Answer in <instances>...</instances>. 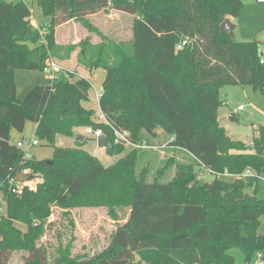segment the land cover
I'll list each match as a JSON object with an SVG mask.
<instances>
[{
  "label": "trees",
  "instance_id": "obj_1",
  "mask_svg": "<svg viewBox=\"0 0 264 264\" xmlns=\"http://www.w3.org/2000/svg\"><path fill=\"white\" fill-rule=\"evenodd\" d=\"M38 5L50 18L41 27L33 24L32 9L23 0H0V194L7 207V214L0 215L5 237L0 264L10 262L13 248L7 235L13 233L14 249L29 253L27 264H49L45 247L37 243L51 208L75 204L128 206L131 218L116 229L103 252L73 258L60 250L59 264H235L232 245L242 248L246 262L264 252L258 230L264 179L219 176L248 168L264 174V125H254L250 146L231 137L219 122L223 86L264 91V43L241 41L221 30L226 18L241 14L244 0H38ZM111 10L134 15V39L105 40L89 19ZM71 20L99 32L103 43L58 44L57 28ZM79 45L87 51L81 63L107 70L100 107L109 123L96 122V110L84 106L92 83L75 70L66 69L49 84L18 96L17 69L44 71L51 58L66 59ZM28 120L36 123L38 140L54 148L52 157L26 158V150L12 143L13 129L24 132ZM79 126L102 129L112 145L110 155L126 149L115 142L116 129L129 131L137 144L155 145L142 132L156 136L161 126L173 138L164 150L186 157L177 162L182 185L175 190L172 183L148 180L147 168L138 172L143 157L155 155L147 152H161V147L130 148L106 166L84 142L56 144L58 134L72 135ZM196 167L208 169L215 179L201 180ZM25 170L31 171L29 180L41 176L42 181L35 190L24 185L15 192L12 179ZM192 179L202 181L197 199L188 188ZM207 195L219 201L212 205L204 200Z\"/></svg>",
  "mask_w": 264,
  "mask_h": 264
},
{
  "label": "rangeland",
  "instance_id": "obj_2",
  "mask_svg": "<svg viewBox=\"0 0 264 264\" xmlns=\"http://www.w3.org/2000/svg\"><path fill=\"white\" fill-rule=\"evenodd\" d=\"M25 2L34 11L32 18H34L35 23L38 25L37 27L49 23L50 18L43 13L37 4V0H25ZM230 19L236 25L235 37L238 40H258L264 43V3L258 0H244L241 14ZM123 25L125 26V31H123L124 39H130V20H125ZM81 37L84 38V36ZM16 74L18 96L20 98H24L27 95L30 87L49 84L52 80V76L44 71L17 69ZM28 75H34L36 79L32 78L33 81L30 83ZM221 97L225 102L221 106V124L227 129L231 137L251 146L255 131L254 125H264V91L254 89L250 85L229 84L222 87ZM240 106L243 107L242 110L239 109ZM229 113H234L236 117L231 119L228 117ZM93 119L96 122H100L97 116ZM88 127L92 126L73 127L72 135L58 134L56 144L64 147L75 146L77 144L75 133L79 131L87 134L85 130ZM157 129L160 130V133L158 131L159 134L157 133L156 136L148 135L146 132H142V134L147 136L153 144L160 145L161 148L159 150L161 152H147V154L155 153V155L152 157L144 156V163L141 164V171L139 170L138 172H143V168H147L150 171L144 173H148V180L153 181L157 178L159 182L172 183L174 189L178 190L182 185V177L178 174L177 162L186 161V157H179L182 154L168 151L169 149L164 150L163 147L170 141L169 134L161 126L157 127ZM35 132L36 123L28 120L24 132L13 129L11 141L17 144L22 139H39ZM89 137L90 139L84 142L83 147L92 154L99 155L106 166L112 165V163L125 156L128 149L131 148L125 145L126 149L120 154L110 155L106 148L100 149L95 138ZM232 152L236 153L238 151L232 150ZM30 153L35 155L37 159H46L53 156L54 148L46 141L40 140V144L32 148ZM196 169L199 171V167H196ZM199 178L205 181H212L215 179V175L204 168L199 171ZM35 181H42V177L36 178ZM201 185L202 181L196 179L188 182V188L192 190L190 193L192 198L197 199L201 196L199 191ZM203 198L212 205L219 201V198L215 195H207ZM217 208L222 209L223 205H217ZM6 212V203L3 195L0 194V215H5L7 214ZM130 218L131 208L128 206H88L75 204L69 207H59L54 205L51 208V215L46 220L44 231L39 236L37 244L38 246L45 247L49 264H59L56 258L59 256L60 250L67 251V254H70L73 258L94 256L103 252L109 246L116 229ZM16 224L22 232L26 231V226L20 223ZM258 230L260 234L264 235V216L261 218ZM16 236L14 233L7 235V242L13 248L9 264H27L28 251L25 249H14L17 241ZM0 240H5L2 232L0 233ZM229 253L234 256L235 264H261L258 252L255 256H252L249 262H246L245 253L240 246L232 245L229 248ZM211 264L219 263L214 262Z\"/></svg>",
  "mask_w": 264,
  "mask_h": 264
},
{
  "label": "crops",
  "instance_id": "obj_3",
  "mask_svg": "<svg viewBox=\"0 0 264 264\" xmlns=\"http://www.w3.org/2000/svg\"><path fill=\"white\" fill-rule=\"evenodd\" d=\"M23 1L25 2V0ZM37 4H38V0H37ZM32 13L34 16L33 9H32ZM89 19L91 20L93 25L100 31V33L105 36L104 38L105 40L108 39L110 41L123 42V41H130L134 39L135 37L134 29H133L134 21H135L134 15L121 12V11H117V10H111L109 12L100 11L95 14H92L89 16ZM125 20H130L131 22L130 39H124V36H123L124 34L123 31H125V28H124L125 26L123 24ZM32 22L35 26H38L35 23L34 18ZM79 32H81V34H79ZM101 34H99V32H94V31L89 30L79 21L71 20L69 22H66L60 25L57 28L56 42L60 45H69V44H80L84 40H87L88 43H86L85 46L90 47L92 45L103 43L104 39L102 38ZM81 36H84V38H82ZM85 55H87L86 49H83V47L79 45L76 47L74 51H72L70 57L63 59V60L57 59V58L56 59L59 60L60 63L66 69L75 70L79 75L87 78L92 83V88L89 91V98L88 100L84 101L83 104L86 108L95 109L97 112H99L101 110V107H100V103L97 100L96 93L100 90L101 91L103 90V83L106 78L107 70L103 67H88L85 64L81 63L80 58H84ZM15 75H16L15 80L17 83L16 71H15ZM28 78L30 79L29 80L30 83L33 81L32 78L36 79L34 75H28ZM32 88L30 87L28 90L30 91ZM92 89H93L92 91L93 93L91 92ZM230 114L231 113L228 114V117L231 116ZM219 122L221 124V108H220ZM158 131L160 133V130L156 129V135ZM169 138H171L170 135H169ZM100 149L103 150L104 148L100 147ZM95 156H97L102 161V158L99 155H95Z\"/></svg>",
  "mask_w": 264,
  "mask_h": 264
},
{
  "label": "built area",
  "instance_id": "obj_4",
  "mask_svg": "<svg viewBox=\"0 0 264 264\" xmlns=\"http://www.w3.org/2000/svg\"><path fill=\"white\" fill-rule=\"evenodd\" d=\"M258 1L261 3H264V0H258ZM186 43H187V40H184L181 44L178 45V48H182ZM261 63L264 65V52L262 53ZM44 72H46L47 74H50L52 76V79H57L60 77V75L63 72H66V68L60 63L59 60H57L56 58H51L48 61L47 66L44 68ZM102 95H103V90L98 91L96 93L97 100L99 103H100V98ZM239 109H243V107L240 106ZM96 116L98 117L100 122L109 123L108 118L102 112V110L97 112ZM85 132L87 133L86 135L92 136L96 140L98 139V137L100 135L104 134L102 129H100V128L94 129L92 127L86 128ZM170 140H173V138L171 137ZM115 142L118 144L128 145L131 148L142 147V148L159 149V147H160V145H156V144L151 145L147 141H144L142 144H137L136 142L133 141V139L131 137V133L129 131H125V130H121V129L115 130ZM39 144H40V141L38 139H35V140L22 139V140L17 142V146L19 148H23L26 150V158H32L33 157V155L30 153V150L32 148L38 146ZM23 172H25L29 175V173L31 171L25 170ZM219 176L225 177L226 179H228V178L229 179H242V178H247V177H252V176H257V177L264 179V174H258L252 168H248L242 174H232V173L224 172V173L219 174ZM16 178L17 177L12 179V182L16 185L13 188V190L15 192H21L24 185H27L31 190L36 189V185H37L38 181H35V179L34 180H28L26 182L21 183V182H18ZM258 256L261 258V264H264V252L263 251L258 252Z\"/></svg>",
  "mask_w": 264,
  "mask_h": 264
},
{
  "label": "water",
  "instance_id": "obj_5",
  "mask_svg": "<svg viewBox=\"0 0 264 264\" xmlns=\"http://www.w3.org/2000/svg\"><path fill=\"white\" fill-rule=\"evenodd\" d=\"M235 29H236V25L232 22L230 18H226L224 22L221 24L222 32L228 33L232 38L235 37ZM75 138H76V141L78 142H86L90 139L88 135L81 133L79 131L75 133ZM97 143H98V146L101 148L108 149L112 147L111 143L108 141L107 136L105 134H102L98 137ZM16 179L18 182H21V183L26 182L29 180V175L25 172H21L18 174Z\"/></svg>",
  "mask_w": 264,
  "mask_h": 264
}]
</instances>
